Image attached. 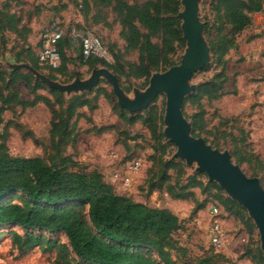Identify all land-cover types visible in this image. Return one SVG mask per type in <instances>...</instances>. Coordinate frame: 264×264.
Listing matches in <instances>:
<instances>
[{
	"label": "trees",
	"instance_id": "trees-1",
	"mask_svg": "<svg viewBox=\"0 0 264 264\" xmlns=\"http://www.w3.org/2000/svg\"><path fill=\"white\" fill-rule=\"evenodd\" d=\"M13 1L18 0H0V43L4 50L10 52L17 61H26L40 72L42 68L48 69L45 74L52 79L63 82L70 80L73 73L69 72L68 65L74 63L75 59L67 52L74 41L72 35L64 33L58 42L60 63L57 67L39 65L28 41L31 28L28 21L12 9ZM91 1L113 6L121 26L120 37L125 41V49L137 51L138 59L123 60V52L115 50L114 43L110 47L104 43L112 55V62L93 56L84 59L79 44L76 58L79 64L89 68L99 64L110 69L119 80L121 76L127 80L143 78L145 83L152 71L169 66V55L184 44L176 17L179 0H147L140 5L129 4L125 0H83V3L88 7ZM209 8L213 23L211 26L206 25L205 33L212 58L203 69H214V72L196 85L191 95L184 99L182 108L184 112L186 103L196 107L189 116L194 136L211 133V130L206 129V111L201 100L212 101L229 93L226 89L230 82L226 55L236 48V36L250 24L251 14L264 10V0H211ZM6 33L15 35L20 46L8 47ZM153 38H157L159 43ZM101 82L90 92L65 99L57 90L35 80L25 70L8 71L0 67V124L1 113L14 106H19L23 111L38 104L45 105L50 114L48 144L53 152L48 158L41 155L13 156L5 144L7 127L0 132V230L6 227L20 228L22 233L12 231L11 238L21 254L34 247L44 250L54 248L61 258L60 264L229 262L225 256L213 251L197 258H188L186 249L173 239V233L181 228V221L176 214L167 208L150 207L116 193L100 171L89 169L70 154L62 155L64 148L73 145L78 139L79 119L91 120L80 109L86 107L90 111L94 110L100 96L112 100V91L105 83L100 85ZM21 84L27 87L30 98L19 92ZM121 85L125 90L129 89ZM234 93L235 90L229 94ZM116 108L119 112L115 111V114L119 119L129 124L140 122L155 143L152 146V160L159 162L161 167L156 178L154 175L149 178V191L163 189L175 199H194L195 189H199L207 197L218 201L226 211L240 217L247 226L248 234L253 233L254 227L246 219L243 208L223 195L216 183L207 181L202 173L187 176L181 160L164 158L166 147L171 143L161 142V110L155 104L151 103L142 112L130 116L118 104ZM103 129L106 128H98L99 131ZM33 137L38 142L37 137ZM246 148L244 138L236 139L231 154L238 161L248 162L254 172L261 170L264 174V162ZM170 170L174 173L173 182ZM198 205L192 214L204 207L202 203ZM57 236L65 237L66 241L61 242ZM256 249V254L252 253L254 264H264V253L257 246ZM249 254V250H246L243 256Z\"/></svg>",
	"mask_w": 264,
	"mask_h": 264
},
{
	"label": "rangeland",
	"instance_id": "rangeland-1",
	"mask_svg": "<svg viewBox=\"0 0 264 264\" xmlns=\"http://www.w3.org/2000/svg\"><path fill=\"white\" fill-rule=\"evenodd\" d=\"M125 1L129 4L140 5L147 0ZM210 1L201 0L199 4L200 20L204 23L203 36L208 45L209 42L208 36L205 33V27L206 25L211 26L213 23L212 13L209 8ZM42 2H45V4ZM42 2L37 6L34 2L29 5L28 3L21 4L20 1L11 2L12 9L18 12L22 19L28 20V22H37L36 25L39 28L35 29L36 31L29 36V42H31L30 44L36 50H38V42L40 41L43 30L52 20L57 19L63 23L65 35H71L73 28L78 31L89 30L99 36L108 47L112 43L116 44L115 50L118 49L123 52V60L137 61V51H127L125 49V41L120 37L121 26L112 5L94 4L91 1L89 6L86 7L83 0H43ZM181 9L182 6L179 0L177 14ZM178 21L180 26V20L178 19ZM240 33L237 34L236 39L241 36ZM7 34V46L12 48H15V46L19 47V40L15 35ZM153 40L159 43L157 38H153ZM78 47L79 41L74 40L67 52L73 60L75 59L74 63L68 65L69 72L73 73V77L77 73L80 78H86L92 68H89L85 64H79L78 60H76ZM184 49L185 41L182 47L178 46L175 52L169 55L171 60L169 66L161 70H154L151 73L163 72L169 67L179 64ZM5 52L11 56L10 52ZM211 58L212 53L210 48L207 64L197 70L192 77L191 83L194 85V88L198 83L209 78L214 72V69H203L210 64ZM226 58L227 72L230 79L226 89L229 93L235 90V93H228L212 101H207L206 99L201 100L206 111L204 115L206 129L211 130V133H201L198 137H202L215 148L222 151L227 150L230 153L232 161L238 164L248 176L257 177L264 188L263 172L261 170L254 172V169L251 168L248 162L238 161L231 154L234 150L235 140L244 138L247 146L246 150L264 162V54L258 60L256 59V65L252 66L251 64H244L241 59H236L235 56H227ZM95 67L102 66L98 64ZM41 71L44 74L48 73V69L46 68H42ZM70 80L65 81V83ZM119 82L129 87L128 90L122 88L129 96H132V89L135 87L143 90L147 86L148 79L144 83L143 78H130L127 80L124 76H121ZM104 83L111 90L105 81H102L100 85H104ZM18 90L26 97H31V94L28 93L27 87L24 84H21ZM40 92L45 93V91ZM111 99L110 101L100 96L97 108L94 110L90 111L86 107L80 109L91 120L79 119L78 139L73 145H67L61 152L62 155L70 154L73 158L79 159L83 164L89 166L90 169L100 171L106 182L112 185L116 193L128 196L134 201L143 202L150 207L167 208L176 214L181 221V228L173 233V239L178 241L186 249V256L188 258H197L205 252L213 251L222 254L229 262H233L234 264H254L252 253L254 255L256 254V246L261 252L264 253V251L260 248L257 229L244 208L246 219L248 218L254 227L251 235L248 234L247 226L240 217H236L226 211L218 201L213 197H207L199 189H195L194 199H175L165 193L163 189L153 190V192L149 191V178L152 175L156 178V174L161 167L159 162L157 163V161L154 162L152 160V155L154 154L152 146L155 143L150 138L149 131L140 122L129 124L126 120L119 119L115 114V111L119 112L116 108V104L118 103L114 95ZM152 103L161 110L162 133L165 109L164 93H159ZM113 105L114 107L112 109ZM194 110H196L195 106L188 103L185 104L184 116L188 121H190L189 116ZM131 114L128 112V116ZM1 118L0 132H3V129L7 127L8 134L5 144L11 155L24 157L41 155L44 158L53 155L48 144L50 114L45 105L38 104L33 107H28L23 111L19 106H14L11 109L3 111ZM98 128L106 129L99 131ZM33 136L37 137L38 142L35 141ZM161 142L167 143L170 141L163 135ZM170 143L171 145L168 144L166 147L164 158H177L181 160L186 168V175L195 174L196 165H187L184 160L173 156L176 151V146L172 142ZM112 152L116 154L115 160L110 157ZM134 157L142 158L143 165L138 174L135 175L132 185L127 188H122L107 179L110 173L113 170L119 169L124 161ZM169 173L172 176L171 181L173 182L174 173L171 170ZM204 175L206 176V174ZM205 179L208 181L207 176ZM222 193L227 196L223 190ZM201 203L204 207L192 214V210ZM212 206L221 208L218 209L221 212L219 218L221 219L224 245L219 251H216L209 241L210 228L213 220L211 212ZM12 231L22 233L18 227H6L0 230V264L61 263V258L54 248L44 250L43 248L34 247L30 251L21 254L13 244L11 238ZM57 238L59 240L61 239V242L66 241L63 236L61 238L57 236ZM246 250H249L250 254L243 256ZM229 262L220 260L218 264H229ZM183 264L191 263L185 261Z\"/></svg>",
	"mask_w": 264,
	"mask_h": 264
},
{
	"label": "water",
	"instance_id": "water-1",
	"mask_svg": "<svg viewBox=\"0 0 264 264\" xmlns=\"http://www.w3.org/2000/svg\"><path fill=\"white\" fill-rule=\"evenodd\" d=\"M201 0H180L182 9L177 17L180 20L185 49L179 64L163 72H153L147 86L140 90L132 89V96L120 85L118 77L107 67H94L86 78L76 73L69 82L54 80L26 62H18L6 54L0 43V67L12 71L23 69L30 72L35 80H40L49 88L55 89L66 98L90 92L100 81L111 88L120 107L130 113L146 109L159 93L165 95L163 115V135L176 146L173 156L195 164L196 173H204L209 182L216 183L227 197L244 208L255 225L260 248L264 251V188L255 176H248L231 159L227 150H220L207 143L202 137L192 134V124L183 113L184 99L189 96L194 85V73L208 62L210 47L203 36L204 23L199 16Z\"/></svg>",
	"mask_w": 264,
	"mask_h": 264
},
{
	"label": "built area",
	"instance_id": "built-area-1",
	"mask_svg": "<svg viewBox=\"0 0 264 264\" xmlns=\"http://www.w3.org/2000/svg\"><path fill=\"white\" fill-rule=\"evenodd\" d=\"M65 28L63 23L57 19L43 30L40 38V49L37 54L39 65L55 68L60 63V53L58 42L63 37ZM71 35L74 40H78L81 46V52L84 59L91 56L100 58L106 62H112V55L100 39L99 36L89 30L78 31L72 29ZM110 157L115 160L116 154L111 153ZM143 165L142 158L134 157L126 160L121 164L119 169L113 170L107 177L110 182L118 184L122 188L132 185L134 177L140 171ZM213 220L210 228L209 241L216 251H219L224 245L223 231L221 227L220 210L212 206Z\"/></svg>",
	"mask_w": 264,
	"mask_h": 264
},
{
	"label": "crops",
	"instance_id": "crops-1",
	"mask_svg": "<svg viewBox=\"0 0 264 264\" xmlns=\"http://www.w3.org/2000/svg\"><path fill=\"white\" fill-rule=\"evenodd\" d=\"M18 1H20L21 4L28 3V5L32 2H34L35 5L37 6V5L41 4V2L43 0H36V2H35V0H18ZM42 3L45 4V2H42ZM40 8H41V6H40ZM25 21H28V20H25ZM36 24H37V22H35V21H31V22L29 21L28 22V26L31 28V33H30L31 35L36 31L35 29L39 28V26H37ZM241 33H240L241 36L237 37V39H236V43H237L236 48L231 49L229 51V53L226 55V57L227 56H233V57L235 56L236 59H241L242 62L246 65H249V64H251V66L256 65L255 64L256 61L259 59L260 56H263V54H264V10L252 13L250 24L247 25L241 31ZM30 34H29V36H31ZM242 38H244V39L242 40ZM28 41H30L29 37H28ZM38 43H39L38 50H36V48H34L32 44H30L32 49L34 50L36 56H37L39 49H40V41ZM20 62H26V61H20ZM26 63H28V62H26ZM258 67H259V65H258ZM19 70H23V69H19ZM227 74H228V72H227ZM54 80H59V79H54ZM61 82H63V81H61ZM41 93H44V92H41ZM62 95L65 97L64 94H62ZM65 99H67V98L65 97ZM77 160L80 161L79 159H77ZM88 168L90 169L89 166H88Z\"/></svg>",
	"mask_w": 264,
	"mask_h": 264
}]
</instances>
